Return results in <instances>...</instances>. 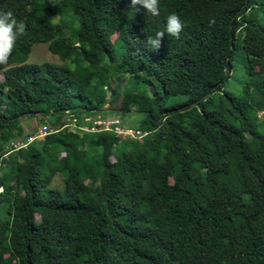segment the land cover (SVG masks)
Returning <instances> with one entry per match:
<instances>
[{
  "label": "trees",
  "instance_id": "obj_1",
  "mask_svg": "<svg viewBox=\"0 0 264 264\" xmlns=\"http://www.w3.org/2000/svg\"><path fill=\"white\" fill-rule=\"evenodd\" d=\"M137 8L0 0L26 24L0 66V264H264V0ZM64 12L75 18L56 24ZM173 12L180 38L151 49ZM41 43L63 65L29 63ZM238 43L246 80L234 95ZM106 110L137 112L123 125L146 135L61 128Z\"/></svg>",
  "mask_w": 264,
  "mask_h": 264
},
{
  "label": "rangeland",
  "instance_id": "obj_2",
  "mask_svg": "<svg viewBox=\"0 0 264 264\" xmlns=\"http://www.w3.org/2000/svg\"><path fill=\"white\" fill-rule=\"evenodd\" d=\"M46 16H47L46 12L39 13L37 20L39 22H42L46 19ZM73 18H75L73 15L64 12L63 16L57 17L54 22L57 24L60 21L64 20L65 23L69 24ZM117 34L118 33H116L112 37L113 40H115L117 38ZM44 38L48 39L49 34H45ZM28 62L32 63V64L53 63V64H58V65H63V62L59 59V57L52 54L49 51L48 43H41V44L35 45L32 49V52L30 53V57H29ZM245 69H246V67H245L244 53H243V50L241 49V43H238V46L234 51L233 72L231 74L230 79L228 80V82L226 83V85L224 87V91L231 93V94H234V95H238L240 93V91L242 90V87L245 83V80H246ZM1 76H2V74H1ZM112 98L113 97L111 95H109V99L112 100ZM106 108H107V106H106ZM142 109H146V106L145 105L142 106ZM107 115L112 116V117H116V116L118 117L119 116V118H121L124 123H126L130 126L136 125V122L141 119V115H139L137 112H134V111L130 112L128 114H124L122 112L117 114L116 112H114L112 110V111H108ZM263 116H264V112H259L258 118L260 120H262L264 118ZM27 120L31 121V122H29L27 124L26 123L23 124L24 129H25V133L28 135H32L35 131V128H36L35 123L37 121L31 120V118H27ZM61 121H62V119H61ZM111 160L115 161V157L112 156ZM51 187L63 188L64 187L63 178L61 176L55 177V179L53 180V182L51 184ZM1 191H2V188H0V192ZM1 255H3V254H1ZM6 256L7 255L5 254L4 257H6Z\"/></svg>",
  "mask_w": 264,
  "mask_h": 264
},
{
  "label": "clouds",
  "instance_id": "obj_3",
  "mask_svg": "<svg viewBox=\"0 0 264 264\" xmlns=\"http://www.w3.org/2000/svg\"><path fill=\"white\" fill-rule=\"evenodd\" d=\"M137 6L144 8L152 16L160 15L159 0H130L132 9L139 10ZM184 27L181 17L173 12L167 17L165 31L157 32L155 37L147 36V44L151 49H159L165 33L179 39ZM25 30L26 24L18 22L12 11L0 10V66L7 65L18 36H23Z\"/></svg>",
  "mask_w": 264,
  "mask_h": 264
},
{
  "label": "built area",
  "instance_id": "obj_4",
  "mask_svg": "<svg viewBox=\"0 0 264 264\" xmlns=\"http://www.w3.org/2000/svg\"><path fill=\"white\" fill-rule=\"evenodd\" d=\"M110 110H106L108 112ZM107 116V117H106ZM67 121V122H66ZM72 127L79 128L87 132H98V131H113L122 139H142L146 134L136 129H131L123 125V121L119 116L112 117L107 114H87L82 118H77L74 115H68L61 121V128ZM52 131L47 128L39 130L35 135V139H44V137L50 134Z\"/></svg>",
  "mask_w": 264,
  "mask_h": 264
},
{
  "label": "water",
  "instance_id": "obj_5",
  "mask_svg": "<svg viewBox=\"0 0 264 264\" xmlns=\"http://www.w3.org/2000/svg\"><path fill=\"white\" fill-rule=\"evenodd\" d=\"M227 76H229V73H228V72L226 73V77H227ZM119 113H121V112H119Z\"/></svg>",
  "mask_w": 264,
  "mask_h": 264
}]
</instances>
